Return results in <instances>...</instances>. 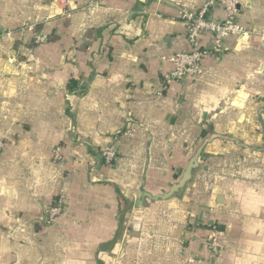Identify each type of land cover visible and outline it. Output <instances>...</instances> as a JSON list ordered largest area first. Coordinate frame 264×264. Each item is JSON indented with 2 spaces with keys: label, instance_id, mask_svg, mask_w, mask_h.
<instances>
[{
  "label": "crops",
  "instance_id": "obj_1",
  "mask_svg": "<svg viewBox=\"0 0 264 264\" xmlns=\"http://www.w3.org/2000/svg\"><path fill=\"white\" fill-rule=\"evenodd\" d=\"M205 1L0 0V264H264V0L238 8L253 34L168 81ZM207 137L192 180L143 205Z\"/></svg>",
  "mask_w": 264,
  "mask_h": 264
},
{
  "label": "built area",
  "instance_id": "obj_2",
  "mask_svg": "<svg viewBox=\"0 0 264 264\" xmlns=\"http://www.w3.org/2000/svg\"><path fill=\"white\" fill-rule=\"evenodd\" d=\"M243 0H206L196 12L181 10L186 30L185 40L189 47L188 51L176 53L171 58L172 72L167 77L168 81H180L184 79H197L202 73V59L206 55L217 54L224 50L228 37H248L254 32L243 26L237 19L238 8ZM66 2H64L65 4ZM65 6V5H64ZM222 10L224 18L215 20L210 17L217 10ZM69 10V9H68ZM27 29L32 33L34 44L39 45L47 40L41 32L34 31L32 26ZM203 35H210L212 43L210 46H202L200 38ZM126 134L131 136V132ZM3 149V141L0 140V155ZM104 165L110 166L117 158L116 147L113 142L106 145L101 153ZM62 158L61 148L53 150V161L58 162ZM65 193L60 189L54 203L47 210V218L53 220L57 217L64 205ZM211 235L207 241V249L211 255L217 256L223 249L219 242V233L215 226H209Z\"/></svg>",
  "mask_w": 264,
  "mask_h": 264
},
{
  "label": "water",
  "instance_id": "obj_3",
  "mask_svg": "<svg viewBox=\"0 0 264 264\" xmlns=\"http://www.w3.org/2000/svg\"><path fill=\"white\" fill-rule=\"evenodd\" d=\"M210 137L205 138L202 143L200 144L197 152L195 153V155L192 157V159L189 161L187 167L185 168L184 172L182 173L181 177L178 179V181H176L175 183H173L172 185H170L168 191H164L158 195L155 196H149L146 194V192L144 190L141 191V195L139 197V200L141 202H143L142 204H145L144 199L146 198V196L148 197V199L150 200H158V199H169L172 196H176L178 194V192L187 184L189 183L194 175L195 170L198 168L199 166V157L201 155V152L204 148V146L207 144V142L209 141ZM136 205H139V203H136Z\"/></svg>",
  "mask_w": 264,
  "mask_h": 264
},
{
  "label": "trees",
  "instance_id": "obj_4",
  "mask_svg": "<svg viewBox=\"0 0 264 264\" xmlns=\"http://www.w3.org/2000/svg\"><path fill=\"white\" fill-rule=\"evenodd\" d=\"M47 37V36H46ZM55 199H56V197H55ZM55 199H54V201H55ZM54 201H53V203H54Z\"/></svg>",
  "mask_w": 264,
  "mask_h": 264
}]
</instances>
